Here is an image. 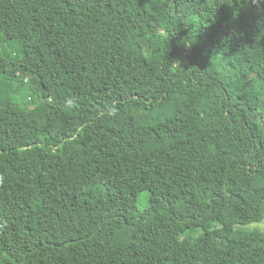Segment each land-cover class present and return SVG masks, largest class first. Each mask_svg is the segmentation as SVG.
I'll return each mask as SVG.
<instances>
[{
    "label": "trees",
    "instance_id": "obj_1",
    "mask_svg": "<svg viewBox=\"0 0 264 264\" xmlns=\"http://www.w3.org/2000/svg\"><path fill=\"white\" fill-rule=\"evenodd\" d=\"M263 217L264 0H0V264H264Z\"/></svg>",
    "mask_w": 264,
    "mask_h": 264
},
{
    "label": "rangeland",
    "instance_id": "obj_2",
    "mask_svg": "<svg viewBox=\"0 0 264 264\" xmlns=\"http://www.w3.org/2000/svg\"><path fill=\"white\" fill-rule=\"evenodd\" d=\"M139 204H142V199L139 200ZM179 212H182V209H179ZM244 231H264V217L260 221L251 222L246 225H242L240 227ZM195 235L201 234L203 232L202 229H198Z\"/></svg>",
    "mask_w": 264,
    "mask_h": 264
}]
</instances>
